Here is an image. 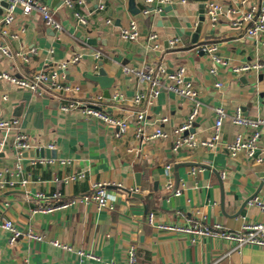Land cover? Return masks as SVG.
Returning a JSON list of instances; mask_svg holds the SVG:
<instances>
[{
	"label": "crops",
	"instance_id": "crops-1",
	"mask_svg": "<svg viewBox=\"0 0 264 264\" xmlns=\"http://www.w3.org/2000/svg\"><path fill=\"white\" fill-rule=\"evenodd\" d=\"M40 1L49 6L61 29L47 26L36 11L25 15L15 7L13 22L0 27V44L12 54L6 56L0 51V71L18 75L48 71L80 53L78 61L64 70L65 79L80 86L74 98L90 101L101 94L100 107L112 115L128 117L130 126L123 136L116 137L115 126L86 118L78 110L62 111L63 100L50 91L39 95L0 81V118L17 117L33 143L43 146L53 142L55 157L70 160L68 164L32 165L29 158L36 156V149L18 159L12 138L5 137L0 164L10 168L20 164L28 182L22 187L0 189V224L4 216L23 233L31 228L44 239L22 234L11 244L9 231L0 226V264H122L128 260L131 246L135 264H264V248L244 246L236 250L231 242L221 239L192 240L187 234L160 230L146 221L149 212L154 213L155 222L170 223H182L183 215H195L207 223L218 222L237 230L245 221L264 220V211L248 202L253 197L264 202V159L256 162L243 152L232 157L226 149L237 132L248 133L231 121L236 108L250 119H264V66L239 73L232 69L243 63L264 62L259 38H251L244 27L231 24L232 18L245 9L240 0H206L218 2L222 9L215 21L205 13L197 43L191 42V35L200 16L198 0L161 11L149 7V13L143 12L144 0H133L139 9L134 15L128 11L130 0H84L77 9L86 15V24L77 23L62 0ZM251 2L264 6V0ZM6 5L0 6V19L7 12ZM232 6L239 7L237 14L229 12ZM106 18L111 24H105ZM131 19L137 22L140 36L134 41L123 40L119 30ZM149 32L158 35L157 49L147 40ZM174 38L179 40L176 46L170 43ZM209 43L219 45L227 65L209 59L202 50ZM18 51L27 59L15 56ZM100 59L108 76L115 77L109 98L86 76L98 70ZM178 65L186 67L185 78L198 91L199 108L190 132L199 140L208 139L215 121L214 107L221 106L228 115L212 147L183 145L173 149V130L192 105L188 98L162 86L155 99H143L138 105L133 102L136 92H146L148 85L138 84L125 68L163 67L171 72ZM211 67L216 74L210 72ZM162 78L166 82L165 75ZM216 82L222 85L217 87ZM18 106L19 114L14 115ZM137 110L145 116L139 124L134 118ZM163 116L167 122L160 121ZM156 127H162L166 137L149 138ZM258 130L257 144L264 147V126ZM77 171H83L85 177L64 180ZM94 182L106 184L111 209H98L89 200L50 213L32 212L35 192L59 191L69 198L90 193Z\"/></svg>",
	"mask_w": 264,
	"mask_h": 264
},
{
	"label": "built area",
	"instance_id": "built-area-1",
	"mask_svg": "<svg viewBox=\"0 0 264 264\" xmlns=\"http://www.w3.org/2000/svg\"><path fill=\"white\" fill-rule=\"evenodd\" d=\"M5 2L6 13L0 19V27L8 26L14 20V8H20L23 14H29L31 11H36L41 15L44 23L53 28L60 30L61 25L52 15V11L49 6L40 0H0V6ZM188 0H144L145 8L144 13H149V7L156 11H161L167 6L181 5L187 3ZM65 8L70 10L75 21L80 24H86V15L81 13L77 6L83 5L84 0H62ZM239 4L244 6L245 9L241 12L240 16L233 17L231 24L233 26H242L245 29V34L251 38L260 40L264 47V6L256 5L251 0H240ZM99 8L102 9L103 5L100 4ZM222 6L215 1H208L205 3V13L211 18L212 21L217 19V15L220 13ZM231 14H237L239 7L232 6L229 8ZM105 24H111V19L106 18ZM140 36V30L137 22L131 19L126 26H123L119 30V37L123 40H137ZM1 37V33H0ZM147 40L152 44V47L157 49L160 45L158 35L155 32H149L147 34ZM179 40L174 38L170 40L171 45L176 46ZM202 50L208 55L212 62H216L220 65H227V60L220 54L219 45L216 43H209L202 46ZM0 51L6 55L11 56V52L6 45L0 44ZM15 56L21 57L23 60L27 58L21 52H15ZM98 56V53L95 54ZM81 57L80 53L75 54L67 61H62L55 64L48 71L36 70L28 75H18L10 70L0 71V81L5 80L11 84L28 89L34 93L42 95L45 92H52L55 96L60 98V109L62 111L78 110L79 113L89 119L99 120L106 124L115 126L114 135L116 137L123 136L129 126L130 121L128 117H119L108 113L105 109L99 105L103 96L96 94L90 101H81L74 98V94L80 90L79 85L70 83L65 79V71L69 63L77 62ZM264 66V62L257 63H243L233 66L234 72H245L250 68H258ZM127 73L135 75L138 84H147V91H137L133 97V102L138 105L143 99L151 101L156 98L162 86H165L168 90H171L178 96H182L191 100V108L187 113L186 118L182 123L177 126L173 132L176 134L173 149L176 150L180 146H187L189 148L201 146L212 147L219 140V128L228 115L221 106L214 107V125L213 131L208 139H197L195 134L191 133V127L196 119L199 102L198 91L193 86L191 81H188L186 76V67L184 65H178L173 71L167 72L165 68L159 67L154 70L150 66H143L141 68H125ZM212 74H216L217 70L214 67L210 68ZM165 75L166 82L163 80ZM221 82H216L215 86L220 87ZM121 97V94H115ZM4 99H7L6 95H3ZM144 112L137 110L134 113V118L139 124L144 121ZM160 121L167 122L166 117H161ZM231 121L237 126L248 132L246 135L242 131L237 132L233 140L226 145V149L232 157H235L239 152H243L246 157L252 158L256 162H261L264 159V147H260L257 144L259 138L258 127L264 126V119H250L241 114L239 108H236L232 114ZM137 131H140V126H137ZM0 132L3 134L0 137V149L5 145L6 138L10 136L12 138V145L14 147L16 156L21 158L24 152L31 149H47L54 150L55 144L48 142L43 146H39L30 140L29 135L21 129L19 119L17 117H1L0 118ZM167 133L162 127H156L154 131L149 135V138L166 137ZM30 163L33 164H53L58 162L60 164H68L70 160L65 158H56L52 155H37L29 158ZM167 170L170 169V165L166 166ZM85 173L83 171H77L69 174L65 177V181H76L83 179ZM28 182V178L24 175L23 168L20 164H16L14 167H6L0 164V189L22 187ZM170 187V185L168 186ZM178 192V191H177ZM31 199L35 200V205L32 208V212L50 213L57 209L76 205L80 202H88L89 200L95 202L98 209H111L112 205L107 200L106 184L103 182H94L91 185V192L88 194H82L69 198L63 197L59 191H54L50 194L43 192H35ZM250 204L257 205L262 211H264V202L258 197H253L248 200ZM146 221L155 226V228L165 231H171L178 234H187L192 238H204L210 237L215 239H221L232 243V248L239 250L244 246H255L264 248V220L263 221H245L241 227L237 230H230L227 227L221 225L218 222L207 223L198 216H182V223H170V222H155V216L153 212H149L146 215ZM0 226L9 231V242L12 244L22 234H25L29 239L43 240V235L35 232L31 228H28L24 233L20 231L12 220L4 216L1 217ZM54 245L61 246L63 248L70 249L67 245L61 244L58 240L50 241ZM82 253V251H79ZM91 256V254H86ZM135 249L131 246L128 251V260L122 264H135ZM24 264V263H19ZM112 264V263H111Z\"/></svg>",
	"mask_w": 264,
	"mask_h": 264
},
{
	"label": "water",
	"instance_id": "water-1",
	"mask_svg": "<svg viewBox=\"0 0 264 264\" xmlns=\"http://www.w3.org/2000/svg\"><path fill=\"white\" fill-rule=\"evenodd\" d=\"M198 1H200V3H199L200 16H199L198 22L196 24L195 30H194V32L191 35V42L192 43H197L198 42L199 33L201 31V27H202L203 22H204V19H205V1L206 0H198ZM3 4H6V3L3 2ZM128 11L131 14H133V15L136 14L139 11V9L135 8V5L133 3V0H130V5H129V8H128ZM120 73H121V69L118 70L117 74H120ZM86 76L88 78H90L91 80L96 81L99 84V86L103 90V95L106 98H109L110 97V91H109V89L114 84L115 77L108 76L106 70L103 68V60L102 59H100L98 61V70L95 73L86 74ZM20 108H21V106H18L16 108V111H15V114L14 115H18L19 114ZM34 154L36 156L37 155H44V154L45 155L55 156V151L54 150H51L50 151V150H47V149L40 148V149H36ZM136 177H138V174H137ZM119 190L124 191L126 193L129 192V190H126L125 188H122V187H120Z\"/></svg>",
	"mask_w": 264,
	"mask_h": 264
}]
</instances>
